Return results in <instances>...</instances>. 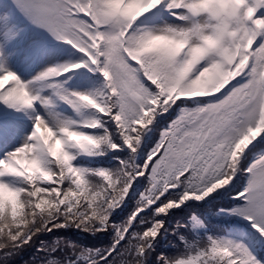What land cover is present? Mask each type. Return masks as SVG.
Here are the masks:
<instances>
[{
  "label": "snow or ice",
  "instance_id": "obj_1",
  "mask_svg": "<svg viewBox=\"0 0 264 264\" xmlns=\"http://www.w3.org/2000/svg\"><path fill=\"white\" fill-rule=\"evenodd\" d=\"M262 133L264 0H0V264H264ZM225 185L250 243L169 226Z\"/></svg>",
  "mask_w": 264,
  "mask_h": 264
},
{
  "label": "trees",
  "instance_id": "obj_2",
  "mask_svg": "<svg viewBox=\"0 0 264 264\" xmlns=\"http://www.w3.org/2000/svg\"><path fill=\"white\" fill-rule=\"evenodd\" d=\"M192 99V98H191ZM196 99H199L198 97ZM150 143H146L145 141L141 142L140 152H146L147 148L150 147ZM122 150H112L106 153L104 156H93L90 158L87 157L88 161L91 164L95 165L97 163L103 164L104 166H114L118 163V161L114 158L116 155H121ZM239 175V173H237ZM235 179V177L233 178ZM142 184L138 185L137 188L142 189ZM217 194H220L219 196ZM138 195V191H137ZM234 197H232V191L230 190V185L222 186V188H218L214 190L213 193H210L207 197L202 200H194L190 199L185 201L184 204H181L179 208L169 209V217H170V227H175L177 221L186 222L188 217L192 215L193 211H195L198 215L203 212H207V216L201 215V219L204 221L205 228L208 232L213 233L215 235H223L228 233L231 230V225H235L233 222V218L237 217V215L231 216V213H221V209H227L234 207L233 203ZM132 203H134V198ZM188 206L191 210H186L185 206ZM131 206V205H130ZM124 207V205H121ZM118 211V210H117ZM163 216V214H161ZM166 224H169V220H165ZM205 229H201L203 232ZM55 231V230H54ZM61 232L67 234L70 238L75 239L77 241H83L89 244H98L100 242L107 241L108 237L106 235L97 234L95 237H92L88 233H81L78 229H65L60 230ZM173 234L171 232L165 233V240L161 243L162 245L167 242V238L171 237ZM47 236V234H45ZM44 238V237H42ZM171 246L169 245V249Z\"/></svg>",
  "mask_w": 264,
  "mask_h": 264
},
{
  "label": "rangeland",
  "instance_id": "obj_3",
  "mask_svg": "<svg viewBox=\"0 0 264 264\" xmlns=\"http://www.w3.org/2000/svg\"><path fill=\"white\" fill-rule=\"evenodd\" d=\"M65 53H67V52H65ZM73 59H75V56L74 55H73ZM11 66L15 70H17L18 73H20L21 75H25L26 76V74L24 72V69L20 65H18V64H16V63L13 62ZM96 76H97V78H92L90 86H93V87L99 86L100 79H99V76L98 75H96ZM69 85L76 86V87H85V86H87V85H84V84L82 86L72 85V84H69ZM68 111H71V110H68ZM236 225L239 226V231H237L236 233L231 234L232 237L233 238H237V239H239V238H245L246 242H249L250 243L251 240H252V237H251V234L248 232V230H246V228H250L249 222L237 220L236 221Z\"/></svg>",
  "mask_w": 264,
  "mask_h": 264
},
{
  "label": "bare ground",
  "instance_id": "obj_4",
  "mask_svg": "<svg viewBox=\"0 0 264 264\" xmlns=\"http://www.w3.org/2000/svg\"><path fill=\"white\" fill-rule=\"evenodd\" d=\"M70 57H72L71 53H67V55L65 56V58H67V59L70 58Z\"/></svg>",
  "mask_w": 264,
  "mask_h": 264
}]
</instances>
